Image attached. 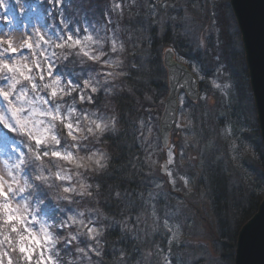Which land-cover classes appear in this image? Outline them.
I'll return each instance as SVG.
<instances>
[{"label": "rangeland", "instance_id": "obj_1", "mask_svg": "<svg viewBox=\"0 0 264 264\" xmlns=\"http://www.w3.org/2000/svg\"><path fill=\"white\" fill-rule=\"evenodd\" d=\"M138 1L137 3L132 0L131 3L130 0H112L108 7L109 13L107 15L109 19L111 18L113 22L116 15L127 8L129 2L136 9H141L144 4L143 0ZM173 1L182 5L181 12H183L182 18L180 20L173 19L170 25L175 31L173 37L178 44L179 55L175 52L176 57L187 64L196 74L201 82L200 84H202V90L200 89L201 94L197 102L189 100L184 93L180 95L178 120L171 133L168 148L162 147L159 135V120L164 99L158 102H155V100L149 101L148 103L157 104H154L155 106L152 108L144 109L146 121L142 123L139 134L141 144L154 164L155 179L149 190L143 212L132 223L125 224V227L137 238V251L140 258L135 264H166L165 258L171 261V264H217L216 262L221 254L217 252L218 238L215 221L205 189L199 186L201 179L200 156L205 153V150L208 152L207 142L212 144L213 149L216 144L222 150L217 151V153H220V157L224 156L230 162L228 163L230 165H226V162L225 165L230 168V176L233 180L235 178V183L240 181L245 183L254 182L253 184L258 185L257 176H260L258 174L260 166L257 165L256 153L253 151L251 142L249 143L247 136H245L247 131L242 130L243 133L240 132L239 142L238 137L234 136L229 123V120L236 118V115H233L232 112L227 113V106L234 96V84L229 72H226L225 69L227 64L226 53L230 52L231 48L243 52V54L245 53L230 0H160V3ZM7 4L11 23L5 24L2 22L4 8L0 7V35L12 40L14 45L18 46L23 43L29 32L33 35V39H36L37 31L45 32L48 35L53 34V25L46 21L45 13L42 10V12H38L36 7L27 8L23 0H20L19 3H17V0H10ZM28 4L32 5L31 1H28ZM88 6L90 9L92 8L91 12H94L91 14L92 20L82 19V25L76 27L81 30L87 29V32L80 31L79 33L83 49L76 50L79 52L78 55L80 53L84 55L85 51L90 54H98L99 48L100 52L105 53L104 56H101V63L106 58L112 61H120L115 58V53L111 51L112 40L116 41V52H122L123 49H126L125 44L120 40L118 28L100 27L97 15L98 7L94 5L92 7L91 2L88 3ZM20 9H25V11L21 13ZM26 13L28 18L23 20ZM161 22L163 24L165 21L161 20ZM89 36L91 39H85ZM121 45L123 46L122 49ZM196 45H198V48ZM52 49L51 46L47 47L49 54L53 52ZM196 49L208 50V52L204 58L199 59L195 56ZM26 55L28 56L26 62L29 64L34 59H42V56L37 55L34 57L30 52ZM105 66L114 68V70L116 67L114 64ZM163 68L166 70L164 65ZM206 70L210 71L209 75H207ZM244 91L242 106L247 118V125L248 127L256 125L259 129L250 82L248 86H244ZM68 105L70 104L68 103ZM155 108H161L159 115L156 114L157 109ZM81 109L89 113L95 111L80 106V109L72 114L73 121L77 117L81 118L80 128L82 131L78 135L83 137L86 134L83 130L90 126L89 120H95L99 115L90 116L86 120L81 116ZM153 111L155 114H153ZM110 117L108 116L106 119H110ZM37 119L42 118L37 116ZM154 119L155 122H153ZM151 122L157 124L154 126ZM251 132L250 137L255 138V131L252 130ZM13 135L18 138H13ZM18 135L19 133H11L0 126V183L4 184L5 190L8 189L9 185L12 189L25 188L24 193L11 196L8 203L14 210V214L20 216L21 220L26 223L28 232L21 233L26 237L23 241L15 233L8 232L5 224V210L0 207V240L3 239L5 234H8L15 239L17 249L20 243H24L25 245H34L36 252H39L40 245L35 240L27 239L28 236L36 237L41 243H44V255H53L51 241H44L47 232L55 233L59 238L57 243H61L68 232L83 231L79 225H75L72 228H66L62 232H57L55 228L49 227L53 219L59 224L65 220L67 215L75 216L78 221L83 219L87 222L89 218H96V215L91 209H84L77 202L74 197L79 196L73 197L75 202L71 205L58 199L64 186H75L78 189L81 182L86 183L82 171H79L82 176L76 175V170H79L76 167V161L55 160V166L47 165L50 171L44 173L48 176L46 184L33 181L32 178L35 177L37 172L32 168H28L25 172L23 169L14 167L18 162V142L23 140L22 135ZM93 138L90 137L86 142L90 153L86 154V151H79L75 153L77 157H87L92 151L101 152L95 146L97 141ZM208 148L211 149V145ZM59 150L63 151L64 149ZM170 151L172 153L171 157L169 156ZM29 155L31 154L29 153ZM252 164H254V167ZM247 166H249V169L246 168ZM58 169L63 170L62 174L71 176L72 180L63 183L57 180L55 173ZM25 180L33 186L27 187ZM173 180L175 184L172 183ZM49 184L54 186L48 187ZM257 195L264 198V187L258 191ZM42 201L43 203H41ZM4 202V198L0 197V206ZM69 208L73 211L68 212ZM77 213H84V215L79 216L76 215ZM89 213H93V216L89 217ZM99 220L101 221L100 216ZM165 221H167V226H165ZM104 226L101 222L98 227L104 229ZM16 227L19 230L21 224L17 223ZM169 239L172 240L171 244L168 243ZM79 246L83 247L84 245L80 244ZM77 255L82 264H93L95 260L93 258L94 254H91V261L86 257H82L79 253ZM13 256L15 264H24V262L20 263L23 259L21 260L18 254L14 253ZM70 258H72L71 254L67 258L69 263H71ZM53 259L57 260L54 256Z\"/></svg>", "mask_w": 264, "mask_h": 264}, {"label": "trees", "instance_id": "obj_2", "mask_svg": "<svg viewBox=\"0 0 264 264\" xmlns=\"http://www.w3.org/2000/svg\"><path fill=\"white\" fill-rule=\"evenodd\" d=\"M8 1L10 0H6V3ZM28 1H31L32 5H29ZM111 1L63 0L62 6L55 8L54 12L49 0H23V3L27 8L36 7L38 12L43 11L46 21L53 25L52 28L55 31L59 27V16L64 17V23L69 29L81 26L82 19L92 20L91 14L94 12H91L92 8L88 6L91 2L92 7H98V25L102 28L106 26L107 29L108 26L118 28L120 40L126 46L122 52L114 54L115 58L120 60V65L116 66L115 70L107 68L101 62L94 63L81 53L78 55L79 52L76 50L71 52L67 61L63 58L67 54L66 50L60 48L52 50L56 53V63L60 65L59 72L65 74V78L72 76L73 79L78 78L83 81L89 77H95L103 84L105 79L112 80V77H104L98 75L99 73L104 71L123 73L115 79L114 84L109 85L111 91L106 88L98 89L97 93L92 94L94 104L80 105L91 108V111L105 118L115 116L116 124L115 131L106 133L99 140L93 138L97 141L95 146L107 156V167L98 174L89 173L88 176H84L86 183L92 186L89 189L92 195H85L81 199L74 198L84 209L88 208L95 214H99L101 222L105 225L100 244L102 255L100 257L94 255L93 264H135L140 258L137 251V238L129 232L125 224L132 223L143 212L149 190L155 179L154 164L141 144L140 127L146 121L144 109L152 108L154 104H157L148 102L165 100L168 93L167 73L163 68L162 56L164 48L168 46H172L179 55L178 44L173 37L175 31L170 25L173 19L180 20L183 12H181L182 5L174 1L160 3V0H146V4L143 0V7L136 9L135 6L130 5V2L132 3L130 0L127 8L117 14L112 22L107 15ZM49 13L52 14L49 15ZM27 18L26 13L23 20ZM161 20L165 22L162 24ZM196 47L198 48V45ZM99 52L98 48V54ZM207 52L208 50L196 49L195 56L199 59L204 58ZM226 58L225 69L229 72L234 84V96L227 106V113L232 112L236 115V118L229 120L230 127L239 142L240 134L243 133L241 131H247L245 136L256 153L260 176H257V186L253 184L254 182L235 183V178L233 180L230 176V168L226 166L230 162L217 153L221 148L215 144L213 149L212 144L207 142L206 147L209 153L205 150V153L200 156L199 186L205 189L215 221L218 238L217 252L221 254L217 264H234L238 233L258 210L263 197L257 194L264 187V146L258 126L248 127L242 106L244 86H248L250 82L245 55L231 48L230 52L226 53ZM206 71L209 75L210 71ZM200 89L202 90V84ZM68 103L72 105L71 100ZM77 103L79 104L78 99ZM155 109H157L156 114L159 115L161 108ZM153 114H155L154 111ZM153 122L151 124L155 126L157 123ZM252 130L255 131V138L250 137ZM22 137L26 142L27 138ZM210 145L211 149L208 148ZM88 153L90 151H86V154ZM252 166L254 167V164ZM246 168L249 169V166ZM76 171H82L83 174V169ZM51 248L59 264H82L75 252V243L71 250H66L63 242L56 243ZM121 251L125 253L124 260L119 255ZM70 254L72 255L71 263L67 262ZM23 262L20 261V263Z\"/></svg>", "mask_w": 264, "mask_h": 264}, {"label": "snow or ice", "instance_id": "obj_3", "mask_svg": "<svg viewBox=\"0 0 264 264\" xmlns=\"http://www.w3.org/2000/svg\"><path fill=\"white\" fill-rule=\"evenodd\" d=\"M19 2L20 0H17V3ZM49 4L53 6L54 12L55 8L62 6L63 0H49ZM0 7L4 8L2 22L5 24L11 23L8 4L5 0H0ZM20 11L23 13L25 9H20ZM51 14L49 13V15ZM58 20L59 27L52 35L37 31L36 39H33V35L29 32L23 43L18 46L14 45L13 41L6 36L0 35V126L11 133H19L27 138L26 142L25 140L18 142V162L14 167L23 169L25 172L28 168H32L37 172L35 177L32 178L33 181L45 184L48 181V176L44 173L50 171L47 165L55 166V160L76 161L77 169H83V176H88L89 173L98 174L107 167V156L103 152L92 151L87 157H77L75 153L90 151L86 143L90 137L99 140L106 133L115 131L116 117L112 116L110 119H106L103 116H98L95 120H89L90 126L83 130L86 134L81 137L78 135L82 131L80 128L81 118L77 117L73 121L72 114L77 112L80 105L84 103L94 104L95 100L92 94L97 93L98 89L103 90L106 88L111 91L109 85L114 84L115 79L123 75L122 72H101L98 75L112 77V80L105 79L103 84L95 77H89L83 81L78 78L73 79L72 76L65 78V74L59 72L60 65L56 63L55 51L49 54L47 47L51 46L66 50L67 54L63 58L67 61L73 50L83 49L79 33L80 31L87 32V29H69L64 23L63 16H59ZM85 39H91V37H85ZM120 47L123 48L122 45ZM111 51L113 53L117 51L115 40H112ZM29 52L34 57L37 55L42 56V59H34L31 64L27 63L28 56L26 53ZM84 55L96 63L101 62V56H104L105 53L90 54L85 51ZM102 63L104 65L114 64L119 66L120 61H112L106 58ZM86 92L89 94L86 95ZM69 100L72 101L71 106L68 105ZM37 116L42 119H37ZM81 116L87 120L90 116H97V113H89L81 109ZM61 132L63 135H61ZM61 148L64 150L60 151ZM169 156H172L171 151ZM62 171V169H58L55 178L61 183L70 182L72 177L62 174ZM76 175L82 176L79 171ZM172 183L175 184V181L173 180ZM25 185L29 188L33 186L27 180H25ZM53 186L52 184L48 185V187ZM91 187L90 184L84 182L80 183L78 189L75 186H64L58 199L71 205L75 202L74 196H91L92 192L89 190ZM24 192V187L12 189L10 185L5 190L4 184L0 183V197L4 198L5 201L0 207L5 210V224L8 232L15 233L21 241L26 238L21 233H27L28 228L21 217L14 214L8 200L11 196ZM67 211L71 212L73 210L69 208ZM76 215L83 216L84 213H77ZM88 215L92 217L93 213ZM95 215L96 218H89L87 222L83 219L78 221L75 216L66 215L65 220L59 224L53 219L49 227L55 228L57 232H62L66 228L79 225L83 231L68 232L67 236L63 238V244L66 250H71L75 243V252L91 261V254L96 257L102 255L100 243L105 231V229L98 227L101 221L98 214ZM17 223L21 224L19 230L16 227ZM165 226H167V221H165ZM27 239L35 240L40 245V251L36 252L34 245H25L24 243H20L17 249L15 239L5 234L3 239L0 240V264H15L14 253L23 259L24 264H59L58 259L54 260L52 254L44 255V243H41L38 238L28 236ZM58 239L53 232H47L44 237V241H51L53 247ZM168 243L171 244L172 240L169 239ZM80 244L84 246L80 247ZM49 251L51 252V250ZM119 255L122 260L126 259L123 251ZM165 259L166 264H171V261Z\"/></svg>", "mask_w": 264, "mask_h": 264}, {"label": "water", "instance_id": "obj_4", "mask_svg": "<svg viewBox=\"0 0 264 264\" xmlns=\"http://www.w3.org/2000/svg\"><path fill=\"white\" fill-rule=\"evenodd\" d=\"M242 38L245 62L257 111L260 136L264 146V0H230ZM168 93L159 120L163 148H168L177 123L180 95L197 102L200 80L191 68L181 62L172 47L163 53ZM234 264H264V198L256 213L241 227L235 250Z\"/></svg>", "mask_w": 264, "mask_h": 264}]
</instances>
